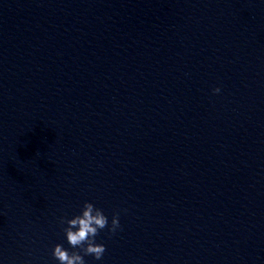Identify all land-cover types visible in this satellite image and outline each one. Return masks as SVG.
<instances>
[{"label": "water", "instance_id": "1", "mask_svg": "<svg viewBox=\"0 0 264 264\" xmlns=\"http://www.w3.org/2000/svg\"><path fill=\"white\" fill-rule=\"evenodd\" d=\"M86 201L85 264H264V0H0V264Z\"/></svg>", "mask_w": 264, "mask_h": 264}, {"label": "clouds", "instance_id": "2", "mask_svg": "<svg viewBox=\"0 0 264 264\" xmlns=\"http://www.w3.org/2000/svg\"><path fill=\"white\" fill-rule=\"evenodd\" d=\"M212 91L216 94L220 89L214 88ZM60 223L66 224L63 232L68 245L74 251L69 252L61 244L54 245L52 256L58 264H85L83 257L89 255L97 261L101 260L106 248L104 244L96 243L95 237L105 228L112 234L121 228L118 213L113 214L109 224L108 217L102 210L87 201L84 202L79 215L66 220L61 218Z\"/></svg>", "mask_w": 264, "mask_h": 264}]
</instances>
